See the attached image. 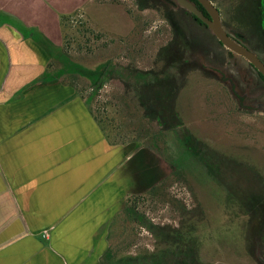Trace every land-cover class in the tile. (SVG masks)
<instances>
[{"label": "rangeland", "instance_id": "1", "mask_svg": "<svg viewBox=\"0 0 264 264\" xmlns=\"http://www.w3.org/2000/svg\"><path fill=\"white\" fill-rule=\"evenodd\" d=\"M42 1L23 0L24 7H32L35 15L30 18L37 23L49 24L51 16H45V7L72 11L67 14L71 15L70 19L65 21L64 57L84 68L93 69L111 62L151 69L157 51L173 35L162 10H139L135 0H87V4L83 0ZM170 1L175 9L169 8V11L181 19L177 14V0ZM82 2L83 8L74 12ZM227 4L229 14H224V6L221 17L234 35L236 23L232 21L230 2ZM232 13L240 18L239 10ZM258 29H242V36L250 38L249 46L264 62V34ZM47 46L55 74H59L66 60L59 56L56 48ZM223 56L220 61L223 59L224 65L214 68L201 60L208 73L191 71L185 76V85L176 99L182 129L165 131L161 140H157L161 142L157 148L160 155L148 148L166 168L153 185L160 179L163 183L146 194L137 209L146 221L173 226H178L183 219V206L190 211H201L203 219L197 225L201 262L256 264L249 253L264 261V250L251 235L264 221V202L257 201L259 196H256L260 194L264 200V82L244 58L229 55L225 50ZM67 78L85 96L92 92L88 79L77 74L67 75ZM240 97H243L242 102ZM136 104L132 88L127 90L121 81L113 78L97 90L91 107L98 119L113 118L114 121L108 123V133L119 142L124 136L143 137L158 129L154 121L141 116ZM197 141L204 143L209 153H201ZM216 178L233 192L228 194ZM234 193L244 203H252L249 212L245 208L247 204L239 203ZM112 231L109 246L120 255L137 256L155 248L156 239L146 227L122 212L114 220Z\"/></svg>", "mask_w": 264, "mask_h": 264}, {"label": "crops", "instance_id": "2", "mask_svg": "<svg viewBox=\"0 0 264 264\" xmlns=\"http://www.w3.org/2000/svg\"><path fill=\"white\" fill-rule=\"evenodd\" d=\"M43 9L46 25L0 0V264H97L126 195L166 168L148 148L109 144L73 86L41 79L72 13Z\"/></svg>", "mask_w": 264, "mask_h": 264}, {"label": "trees", "instance_id": "3", "mask_svg": "<svg viewBox=\"0 0 264 264\" xmlns=\"http://www.w3.org/2000/svg\"><path fill=\"white\" fill-rule=\"evenodd\" d=\"M166 1L167 0H135L139 10L148 8L162 10L164 17L172 27V38L165 46L157 51L153 68L142 70L136 68L134 65L125 66L104 62L93 69H88L66 60L64 57L66 53H64L63 46H61L58 50L59 56L66 61L63 63L62 67L59 68V74H55L56 69L53 68V62L50 58L47 68L41 76V79L55 77L65 84H71V82L69 83L68 81L67 75L77 74L88 79L92 92L86 96L75 85H71L74 87L75 92L81 98L85 99L86 103L89 105L94 120L108 143L114 145L132 142L135 144V147H147L158 155H160V152H158L157 148L161 142L157 140H161V136H163L164 132H175L176 130L182 129V118L177 110L176 99L178 97V92L185 85V76L191 71L208 73L201 65V60L205 59V61L215 68L218 65L214 64L209 57L219 59V61L220 58H224V49L220 46L218 41L216 43L217 45L213 44L212 41H215L214 35L203 23H200V20L195 19L191 13L180 6H176V9L181 19L177 18L178 15L174 16L173 13L169 11V8L175 9V7H172V4ZM189 1L196 4L197 7L203 11L204 15L207 16L206 11L196 0ZM212 1L221 10L226 6L224 9L225 15L229 14L227 2H230L231 14L233 17L232 21L236 23L235 31L237 34L240 33L242 36L244 35L242 33L243 30L248 31V29L254 28H260L257 31H261V34H264V0ZM235 10H239L240 18L239 16L233 15L232 11ZM241 15L243 18H241ZM70 17L71 15L61 16L63 40L65 36L64 29L66 27L65 21L69 20ZM224 24L227 26L226 21H224ZM247 39L246 41L251 46L250 38ZM201 57L203 58L201 59ZM220 63L224 64L225 61L222 59ZM258 75L264 81V78L259 73ZM113 78L121 81L127 90L132 88V93L137 103V109L141 110L142 117L156 123L158 127L156 131L143 137H138L136 134V136L129 137L130 140L124 136V139L119 142L111 138L108 133V123L114 121L113 118L106 116L105 119H98L91 106L97 90H99L106 81ZM230 88L235 98L239 100L238 94L234 91L232 84ZM188 135H190L193 140L195 139L191 133ZM163 142L165 143V141ZM196 145L201 153H209L204 143L197 141ZM213 153L215 154V152ZM219 157L221 156L219 155ZM210 161H212V159ZM217 181L224 187L228 194L232 191L226 187L225 183L221 180L217 179ZM162 183L163 180H160L157 184L152 185L148 190L142 193L127 194L122 210L123 215L133 222L138 221L142 223L155 237L154 250L137 256H127L124 253H121V255L120 253L118 254L116 250L108 246L97 264H205L200 261L199 257L201 240L197 231L198 222L203 219L201 211H190L183 206V208H181L183 219L178 226L154 224L150 221H146L138 214V204L146 198V194L155 190ZM234 195L236 194L234 193ZM248 196L249 195L246 196V199L249 198ZM256 196H259L257 201L261 200V202H264V200H262V195L260 196V194H258ZM236 198L243 206L247 204V207H245L247 208V212L251 210L250 207L252 203L247 202L245 204L243 202L244 200L240 199L238 196ZM257 204H260V202ZM252 206L254 207V205ZM139 218H141V221H139ZM112 225H114V221H112L110 225L107 239L110 238L113 232Z\"/></svg>", "mask_w": 264, "mask_h": 264}, {"label": "water", "instance_id": "4", "mask_svg": "<svg viewBox=\"0 0 264 264\" xmlns=\"http://www.w3.org/2000/svg\"><path fill=\"white\" fill-rule=\"evenodd\" d=\"M197 1L206 10L210 18L204 16L203 13L189 0H177V3L181 7L193 13L197 18L201 19L226 49H228L231 53L244 57L264 77V62L257 56L256 53L248 49L243 43L237 41L225 31L222 26L219 11L211 0Z\"/></svg>", "mask_w": 264, "mask_h": 264}, {"label": "flooded vegetation", "instance_id": "5", "mask_svg": "<svg viewBox=\"0 0 264 264\" xmlns=\"http://www.w3.org/2000/svg\"><path fill=\"white\" fill-rule=\"evenodd\" d=\"M168 2H170L171 4H174L173 2H171L170 0H167ZM197 1V0H196ZM198 2V1H197ZM211 2L216 6V4L211 0ZM199 3V2H198ZM200 4V3H199ZM196 7H197V5L196 4H194ZM201 5V4H200ZM177 6H180V5H178V3H177ZM202 6V5H201ZM181 7V6H180ZM217 7V6H216ZM183 8V7H182ZM183 9H185V8H183ZM197 9L198 10H200L198 7H197ZM204 9V8H203ZM217 9H218V11H219V14H220V18H221V22H222V26H223V28L225 29V31L228 33V34H230L234 39H236L237 41H240L241 43H243L248 49H250L251 51H253L254 53H256L250 46H249V44H248V42H246V39H244L242 36H241V34L240 33H236L235 31H234V35L232 34V32L229 30V29H227V26L224 24V20L222 19L223 18V16L221 17V9L220 8H218L217 7ZM186 10V9H185ZM205 10V9H204ZM187 12H189L188 10H186ZM201 11V10H200ZM206 11V10H205ZM202 13H203V11H201ZM189 13H191V12H189ZM207 13V12H206ZM194 17H195V19H197V20H200V23H203L206 27H207V29L210 31V29L208 28V26L201 20V19H199V18H197L193 13H191ZM203 15H204V13H203ZM204 16H206V15H204ZM207 18H210L209 17V14L207 13V16H206ZM194 19V20H195ZM211 32V31H210ZM212 33V32H211ZM215 37V36H214ZM215 41H216V43H217V41H218V39L215 37ZM218 43H220L219 41H218ZM220 46L229 54V55H232V54H234V53H231L228 49H226L221 43H220ZM239 56V55H238ZM257 56L260 58V56L257 54ZM240 57H242V56H240ZM203 57H201V59H202ZM242 58H244V57H242ZM209 59L211 60V61H213V63L214 64H217V65H220V66H222V65H224V64H221L220 63V61H219V59L217 60V59H214V58H212V57H209ZM245 59V58H244ZM261 60L263 59V58H260ZM246 60V59H245ZM202 61H205V59L204 60H202ZM247 61V60H246ZM207 61H205V63H206ZM248 62V61H247ZM249 63V62H248ZM209 64V63H208ZM210 66H211V64H209ZM249 65L255 70V72L257 73V75H258V71L249 63ZM260 74V73H259ZM261 75V74H260ZM262 76V75H261ZM258 77H259V75H258ZM263 77V76H262ZM260 78V77H259ZM264 78V77H263ZM261 79V78H260ZM262 80V79H261ZM263 81V80H262ZM264 82V81H263ZM243 101V97H241V99H240V102H242ZM246 204V203H245ZM261 225L262 226H260L259 227V230H257V231H255V232H253V234H251V235H253V237L252 238H254V240H255V243L257 244V245H259L260 247H261V249H263L264 250V233L262 232V228H264V221H261ZM253 240V239H252ZM250 254V256L253 258V260L255 261V262H257L256 264H264V261L262 262L261 260H259V259H255L254 257H253V255L251 254V253H249Z\"/></svg>", "mask_w": 264, "mask_h": 264}]
</instances>
